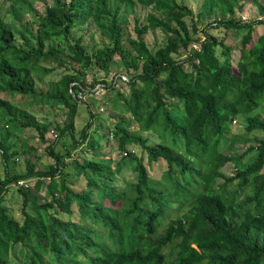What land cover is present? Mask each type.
<instances>
[{"label": "trees", "instance_id": "16d2710c", "mask_svg": "<svg viewBox=\"0 0 264 264\" xmlns=\"http://www.w3.org/2000/svg\"><path fill=\"white\" fill-rule=\"evenodd\" d=\"M232 1L203 0L193 16L176 0H138L152 12L144 24L134 21V38L125 26L133 0H53L43 15L30 12V32L21 23L22 15L29 14L27 0H10L5 17L0 9V94L32 98L65 112L67 122L62 127L56 124L55 130L58 137H71L72 150L84 143V153L99 149L112 133L125 155L122 160H129L136 177L126 188L114 186L122 163L112 167L111 160L94 154L90 160L77 158L69 148L62 154L54 144L46 150L54 160L46 169L27 160L25 172H15L20 154L10 141L12 135L32 128L44 140L50 124L37 122L23 105L0 97V155L5 168L2 179L0 175V264H264V137H255V146L240 155L230 156L220 148L230 140L239 118L245 121L246 135H264L260 115L251 116L264 105V34L252 43L250 36L253 26L264 25V19L234 20ZM226 2L228 6H223ZM251 2L264 13V0ZM206 13L221 19L200 30L198 19ZM84 25L100 33L101 46L85 44L83 35L74 37ZM211 29H244L242 41L248 47L234 61L232 49L220 40L221 34L208 33ZM155 30L165 35V41L150 50L144 36ZM18 33L21 37L28 33L34 46L18 47ZM180 49H189L183 60L176 59ZM41 63L66 69L44 94L37 93L34 77L56 69ZM113 64L124 71L126 95L113 81L107 84L97 78L101 72L108 75ZM89 73L93 79L87 85ZM97 85L115 94L117 122L99 142L98 137L94 141L87 136L89 121L77 142L74 119L80 95L87 86ZM134 124L137 129L132 131ZM139 132H150L159 141L148 145ZM128 145L141 147L148 166L164 163L158 179L150 176L142 157L127 150ZM249 152L255 156L243 164ZM230 163L232 177L222 171ZM68 169L76 179L86 178L84 189L74 188L76 181L69 179ZM33 179L32 187L17 186ZM11 185L20 188L22 209L30 205L33 211L31 215L22 210L21 221L4 205ZM73 206L78 218L89 224L69 219Z\"/></svg>", "mask_w": 264, "mask_h": 264}, {"label": "rangeland", "instance_id": "374dc122", "mask_svg": "<svg viewBox=\"0 0 264 264\" xmlns=\"http://www.w3.org/2000/svg\"><path fill=\"white\" fill-rule=\"evenodd\" d=\"M134 1V7L133 12L128 14L126 13V23L128 22L126 26L127 34H129L131 37H135V33L133 32V25L134 21L137 20L140 24L145 23V18L148 14L152 12L150 7H145L142 4L138 2V0ZM179 4L186 5L188 8H190L193 12V16H196L198 12L200 11L203 0H176ZM212 1V0H211ZM233 2V1H232ZM27 5L29 9V14H23L21 17V23L25 24V26L28 28L27 31H32L33 26L29 24V20H31V14H34V16H40L43 15L45 9L52 5L53 0H27ZM233 10H234V20L243 22L245 18V23L248 22H255L257 20L264 19V13H261L258 6V1L253 4L251 0H235L233 2ZM11 4L10 0H0V9L2 17H5V10L6 8ZM210 4V3H207ZM223 6H228V2H226ZM264 6V3H263ZM241 7V8H240ZM208 10L211 8L208 5L206 6ZM240 8V9H239ZM124 11V7L121 10ZM214 19L218 20L221 19L220 15L218 14H210L206 13V16L203 18L198 19V27L200 30H203L205 25L208 23H211L214 21ZM6 22H9V19L4 18ZM186 22L188 25H190L191 20L190 18H186ZM19 26V23L17 24ZM208 33L216 36L222 37L220 40L222 42L229 46L232 49L231 57L234 61L239 56L240 50L245 47H248L247 45L243 44L242 37L246 33V30H216L211 29L207 30ZM201 33L204 31H200ZM223 32V33H221ZM264 34V25L263 24H256L253 26V28L250 31L251 36V43L256 40L257 37ZM83 35V42L85 44H93V45H100L103 44V39L100 35V33L95 30L94 28L86 29V25L83 26L81 31H74V37L77 38L79 36ZM144 41L147 45V47L150 50H154L158 46L162 45L165 41V35L158 31H150L144 36ZM18 47H20L23 50H27L28 46H34L35 41L31 38V36L28 33H25L24 37H21L20 33L16 34V43ZM189 48H198V45H191ZM189 52L188 50L180 49V54L176 56V59L183 60L186 56V54ZM41 66L44 68H55L54 64H47V63H41ZM56 69V68H55ZM66 72L65 68H58L55 71L47 74V75H36L34 77L35 80V89L37 93L44 94L49 91L50 87L60 79L62 74ZM124 71H120L118 66L116 64H113L110 67V71L108 75H104L102 72L97 75V78L104 79L106 83L108 84L110 81L114 82L115 89L121 92V94H128L129 93V86L128 84L124 83L126 80V77L123 76ZM93 75L91 73L86 75V81L87 85L91 82L93 79ZM119 78V79H118ZM0 97H6L7 99L11 100L14 104H20L23 105L24 108L29 112V114L33 115L35 120L37 122H44L49 123V128L47 133L45 134L44 140H40L38 138V135L34 129H24L22 131H19L18 133H15L11 137V142L15 146L16 152L20 154L19 161L17 162V166L15 167V172H18L19 174H23L25 172V162L27 160H30L32 163L36 165L37 168L40 169H46L47 165L49 163H53L54 160L52 157H50L46 150L48 146H51L54 144L55 150L61 152L62 154L66 151V148H69L71 151V154L74 155V157H80V158H86L87 160H90L92 158V155L99 156L104 159L111 160V166L114 167L118 163H122V167L120 169L119 173H116L113 177V182L111 183L114 186L120 187V188H126L128 184L134 183L136 181L135 173L132 171L131 164L128 159L122 160V157L125 155L123 152L118 150L117 143L115 140L114 135L112 133H109L108 141H104L102 139L101 145L102 147L99 149H95L94 151L89 150V152L84 153L85 150V143L83 145H74V148H77L72 150V139L71 137H58L59 132L55 130V125L58 124L60 127L64 126V124L67 122L68 119H66L65 112H62L58 109H54L49 107L45 103H39L32 98H22L21 96H4L3 94H0ZM116 96L114 93H112L111 89L105 88L102 85H97L95 88H90L89 86L86 87V92L82 93L80 95V106L78 108V112L74 119V129L75 134L74 138L77 140V142L80 140L79 132L81 131L84 126L89 121H92L91 126L87 130V136L89 138H92L94 141H96V138H99V142L101 141L100 136L109 130V132L114 128V124L117 122L115 120V117L117 115L116 110L113 108V100H115ZM88 109L93 113L95 116L93 119L89 118V112ZM255 114H259L261 120L264 121V105L261 106L256 112H254L251 116H254ZM128 117V115H126ZM136 130L137 126L134 124L133 127H131L130 130ZM54 134L57 136L54 137ZM140 136L147 139V144L152 145L156 142H158V138L156 139V136L151 134L150 132H139ZM231 137L230 140L227 142L225 140V145H221V151L225 154H228L230 156L242 154L243 152H247L248 146H255L254 144V138H262L264 135L260 132H254L250 136L245 134V121L243 118L237 119V121L233 124L232 130H231ZM58 137V140L56 138ZM92 140V142H94ZM244 142H247V144H244ZM127 150H133L137 158L142 157L143 162L146 166V168L149 171V174L151 177L159 178L162 171L164 170V163L163 162H157L152 163V167L148 166V160L143 153L141 147L135 146V145H128ZM24 153V154H23ZM255 156L254 152H249L245 155L243 159V164L249 163L253 160ZM77 157V158H78ZM70 160L68 159L66 162L68 163ZM14 169V168H13ZM234 166L233 164H227L224 169H222L223 173H225L228 177H232L234 175ZM69 173V179H74L76 181V185L74 186L75 189H84L86 185V178L84 176H80L78 179L74 175L71 174V170L68 169ZM0 175L1 179L5 175V168L2 163V158L0 155ZM26 182L29 187H32L34 183L33 180L23 181ZM233 188H236V185L234 183ZM20 188L16 187V185H11L8 187L7 191L4 194V205L8 209L11 216H13L18 221L22 220V210H24L26 213L33 214V211L28 205L24 209H22V197L19 192ZM42 194V193H41ZM93 199H96V193L93 191L92 193ZM74 215L71 216L69 219L77 222L78 225H84L89 224V222H85L84 220H81L78 218V214L76 211V207L73 206ZM46 213L43 212V216L45 217ZM58 218L63 219L66 218L63 214H58ZM97 227V226H95ZM165 252H167V248L165 249ZM17 256V253L16 255ZM12 257V255L10 256ZM19 259L22 260L20 257ZM11 264V263H10Z\"/></svg>", "mask_w": 264, "mask_h": 264}, {"label": "built area", "instance_id": "2783aa9c", "mask_svg": "<svg viewBox=\"0 0 264 264\" xmlns=\"http://www.w3.org/2000/svg\"><path fill=\"white\" fill-rule=\"evenodd\" d=\"M243 20L245 21V18H244ZM56 136H57V135L54 134V137H56ZM17 186H23V187H25V188L28 187L27 183H26V182H23V181L18 182V183H17Z\"/></svg>", "mask_w": 264, "mask_h": 264}]
</instances>
